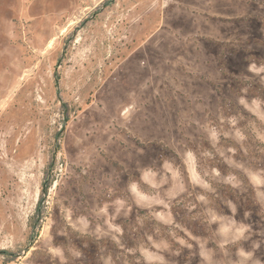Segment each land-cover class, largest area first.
<instances>
[{
    "label": "rangeland",
    "instance_id": "1",
    "mask_svg": "<svg viewBox=\"0 0 264 264\" xmlns=\"http://www.w3.org/2000/svg\"><path fill=\"white\" fill-rule=\"evenodd\" d=\"M0 264H264V0H0Z\"/></svg>",
    "mask_w": 264,
    "mask_h": 264
},
{
    "label": "trees",
    "instance_id": "2",
    "mask_svg": "<svg viewBox=\"0 0 264 264\" xmlns=\"http://www.w3.org/2000/svg\"><path fill=\"white\" fill-rule=\"evenodd\" d=\"M47 186H48L47 184L44 185L43 191H46Z\"/></svg>",
    "mask_w": 264,
    "mask_h": 264
}]
</instances>
